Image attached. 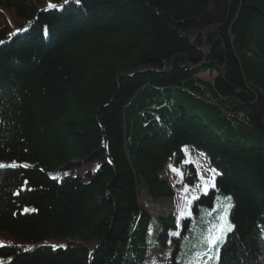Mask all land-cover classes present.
<instances>
[{
  "label": "trees",
  "instance_id": "obj_1",
  "mask_svg": "<svg viewBox=\"0 0 264 264\" xmlns=\"http://www.w3.org/2000/svg\"><path fill=\"white\" fill-rule=\"evenodd\" d=\"M0 163V264H264V0H0Z\"/></svg>",
  "mask_w": 264,
  "mask_h": 264
},
{
  "label": "rangeland",
  "instance_id": "obj_2",
  "mask_svg": "<svg viewBox=\"0 0 264 264\" xmlns=\"http://www.w3.org/2000/svg\"><path fill=\"white\" fill-rule=\"evenodd\" d=\"M198 77L204 82L211 83L213 81L214 74L205 72V73L199 74ZM184 152L186 153L185 161L188 159L194 163L196 170L198 172V175L200 177V180H205V179L208 180L211 177V173H210V170L207 166V163L204 157L199 155L198 151L196 152V150H194L192 147H189V146L184 147ZM172 174H175L176 176H174L173 179L171 180V185L177 188L179 185V176L176 174V172H172ZM211 184H212V181L210 183H204L192 192L189 191L188 187L186 189L184 187V191H179L180 196H184V203L183 205L180 204V206L182 205L181 210L183 214L187 212L188 207L193 202V200L197 198L198 196H200V194L204 193L211 186ZM159 203L160 202L151 203L153 211L156 210L157 205ZM161 203H165V205L171 208H173L175 205L171 201V199H166ZM149 251H150L149 256L151 257V264H166V261H167L166 256L168 253L167 248H163V249L159 248L156 246L154 242H151ZM167 264H169V262Z\"/></svg>",
  "mask_w": 264,
  "mask_h": 264
},
{
  "label": "snow or ice",
  "instance_id": "obj_3",
  "mask_svg": "<svg viewBox=\"0 0 264 264\" xmlns=\"http://www.w3.org/2000/svg\"><path fill=\"white\" fill-rule=\"evenodd\" d=\"M68 2H69V0H64L65 4H67ZM77 2H78V0H77ZM48 7L49 8H59L62 6L50 3L48 5ZM17 31H23V30L21 29V30H17ZM4 167H6V165L0 163V168H4ZM172 170L174 172H176L177 175H180L182 177V173H180L178 169L173 168ZM211 171L213 173H215V169H211ZM186 188H187V186H185V189ZM225 200L231 201V197H226ZM231 207H232V205L230 203H228L226 205L221 204L220 208H221L222 214H218V219L224 220L228 214V210ZM181 215H183V213H181ZM188 215L190 216L191 213L189 212ZM233 227L234 226L231 225L230 223L225 222L223 225L216 224V225H213V227L209 228L207 234L204 235V243H206L208 251L211 252L213 249H215L218 252L219 246L224 242V237L226 236L228 231L232 230Z\"/></svg>",
  "mask_w": 264,
  "mask_h": 264
}]
</instances>
